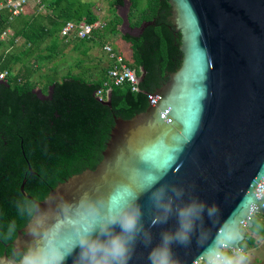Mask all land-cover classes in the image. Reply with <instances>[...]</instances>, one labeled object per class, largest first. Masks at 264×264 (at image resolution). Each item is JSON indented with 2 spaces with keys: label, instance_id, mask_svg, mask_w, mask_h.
<instances>
[{
  "label": "water",
  "instance_id": "95a60500",
  "mask_svg": "<svg viewBox=\"0 0 264 264\" xmlns=\"http://www.w3.org/2000/svg\"><path fill=\"white\" fill-rule=\"evenodd\" d=\"M167 1L180 36V66L148 95L145 112L129 120L114 118L94 170L58 183L42 201L25 191L23 179L21 195L45 211L30 218L10 244L20 258L4 253L0 264H20L35 229L55 217L62 201L75 202L84 194L105 202L140 194L146 228L153 214L148 190L162 184L183 188L185 202L196 197L216 205L217 213L204 216L189 246L173 245L177 264H195L218 232L223 235L242 223L251 228L252 211L264 216V0ZM123 9L122 35L139 37L154 23L131 27L129 5ZM143 78L144 71L138 81ZM103 102L111 106L109 92ZM176 226L173 214L166 224L151 228L152 244L138 243L129 264H150L148 253L160 242V233ZM244 239L242 234L234 247ZM66 264H72V257Z\"/></svg>",
  "mask_w": 264,
  "mask_h": 264
},
{
  "label": "trees",
  "instance_id": "16d2710c",
  "mask_svg": "<svg viewBox=\"0 0 264 264\" xmlns=\"http://www.w3.org/2000/svg\"><path fill=\"white\" fill-rule=\"evenodd\" d=\"M110 4L114 15L104 31L119 34L122 19L116 9L127 5L131 27L154 22L139 37L121 35L132 51L130 68L138 77L144 71V78L139 82V92H132L127 84L111 86V106L96 96L98 90L107 88L104 86L107 69L97 80L67 74L61 81L50 80L52 75H45L46 80L41 76L43 81L35 82L28 67H24L25 72L14 74L13 59L3 60L0 56V72H7L6 81H0V257L6 253L15 260L20 258L10 244L30 220L19 211V206L27 200L19 191L23 179H26L25 191L36 201H42L58 183L86 169L94 170L102 160L115 126L114 118L129 120L145 112L149 106L147 94L156 93L168 81V75L180 66V36L175 33L167 0H110ZM93 6L71 3L59 15L53 36L68 21L96 22ZM9 26L6 19H0V36ZM33 34L28 29L25 35L31 44L24 54L27 60L37 40L42 38ZM56 46L52 44L53 49ZM37 86H40L38 92ZM13 224L15 231L10 234L8 228ZM252 224L251 232L264 237L262 223L253 220ZM244 242L254 243L246 235Z\"/></svg>",
  "mask_w": 264,
  "mask_h": 264
},
{
  "label": "clouds",
  "instance_id": "9594fccd",
  "mask_svg": "<svg viewBox=\"0 0 264 264\" xmlns=\"http://www.w3.org/2000/svg\"><path fill=\"white\" fill-rule=\"evenodd\" d=\"M148 191L153 211L148 228L140 194L134 199L112 202L96 200L88 194L75 202L62 201L55 217L35 229L20 264H66L69 257L72 264H129L138 243L145 247L152 244L150 229L166 224L173 214L177 220L175 230L162 231L160 242L151 248L147 258L150 264H177L173 245L189 246L202 229L204 216L212 218L218 209L196 197L185 202V190L176 186L162 184ZM19 211L34 218L45 210L38 202L25 200ZM14 231V224L9 225L8 232ZM241 237V226L223 235L218 232L217 239L204 248L195 264H248L245 249L234 247Z\"/></svg>",
  "mask_w": 264,
  "mask_h": 264
},
{
  "label": "crops",
  "instance_id": "0c3cea01",
  "mask_svg": "<svg viewBox=\"0 0 264 264\" xmlns=\"http://www.w3.org/2000/svg\"><path fill=\"white\" fill-rule=\"evenodd\" d=\"M89 1L90 0H32L26 6L24 12L10 23V26L8 27L10 33L8 34L6 39L3 41L1 40V42L3 43L2 45H0V56L2 57V59L6 60L9 59L8 57H11L13 59V63L11 64V66L13 67L18 63V69L16 71L13 70V73L16 74L18 72H25L24 66H26L30 69V75H34V72L38 69V65H33L34 63L31 62V64L30 62H28V60L34 58V55L35 57L37 56V58L39 57L38 52L36 53V51L42 50V45L46 40L49 41L50 46L48 47V49L51 52H55V50L57 49H61L59 52H62L64 48H75L74 50H78L79 47H83V49L81 50V54L85 56L86 54L91 53L93 50L95 52L97 51V53L99 54L98 56L102 59L103 65L107 64L106 69L109 67L110 62L106 54L102 50V45L104 43L111 45L112 48L118 53H120L122 49H129L130 58L126 59H129L130 61L132 57V51L130 50V45L122 39V34L120 31L119 34H112L109 31H96L93 35V38L90 40H78L74 38L66 40L62 39L59 34L57 36H53L55 35L54 33H56V22H60L59 15L63 13L66 8L70 7L71 3L73 2H75L76 4L77 2L92 3L94 5L92 8V12L97 17V22H105L102 19L103 10H99L97 8V3ZM118 15L121 16V14ZM28 29H31L35 37V34H37L42 38L40 40H37L38 42L35 45L34 52L27 60L24 54L31 45L30 43H27L25 36ZM47 33L51 35H46ZM54 43L57 46L53 49L52 44ZM114 44L117 45V48H115ZM94 45L95 47H97V49L95 47H92ZM83 74L84 73L74 75L83 76ZM98 78L91 80H97ZM253 220L262 223V228H264V217L256 216ZM242 234L244 236H249L254 241V243L251 245L245 242H242L243 244L241 243V247H243L248 254L252 252V250H254L252 248L255 247V244L258 246V248H260L261 245H264V237L252 233L251 230L245 231L244 233L242 232ZM259 257L264 264V251L262 252V254H259Z\"/></svg>",
  "mask_w": 264,
  "mask_h": 264
},
{
  "label": "rangeland",
  "instance_id": "374dc122",
  "mask_svg": "<svg viewBox=\"0 0 264 264\" xmlns=\"http://www.w3.org/2000/svg\"><path fill=\"white\" fill-rule=\"evenodd\" d=\"M89 2L97 3V8L99 10H103L102 19L105 21V23L113 18L114 13L112 12L110 0H90ZM125 11V9H117L116 13L123 16L125 14ZM114 45L115 48H117V45ZM49 46V41L46 40L42 45V50L36 51V53L38 52V55L41 58H37V56L35 57L34 55V58L28 60V62L34 63L33 65H38V69L34 72V75H30V78L35 82L46 80L45 78L48 77L44 78L43 76L45 75H52L53 78H49L50 80L61 81V78L66 76L67 74L74 75L81 73H84L83 76L87 79H95L98 78L101 72L107 67V64L103 65L102 59L98 56L99 54L97 53V51L95 52L93 50L91 53H88L84 56L81 54V50L83 49V47H79L78 50H74L75 48H64L62 52H59L61 49H57L55 50V52H51L48 49ZM92 47H95V45ZM95 48L97 49V47ZM120 53L125 58H130L129 49H122ZM127 60L129 61V59ZM17 64L16 66L14 65V67L12 66V70L16 71L18 69L17 67L19 66ZM41 76L43 77V80L41 79ZM35 90L38 92L40 90V86H37ZM256 216L264 217L259 214H256ZM241 230L243 233L245 232L244 227H241ZM252 249L254 250H252V252L248 254V263L263 264L259 257V254H262V252L264 251V245H261L260 248H258V246L255 244V247Z\"/></svg>",
  "mask_w": 264,
  "mask_h": 264
},
{
  "label": "built area",
  "instance_id": "2783aa9c",
  "mask_svg": "<svg viewBox=\"0 0 264 264\" xmlns=\"http://www.w3.org/2000/svg\"><path fill=\"white\" fill-rule=\"evenodd\" d=\"M32 0H0V19H6L8 23H11L15 18L21 15L26 6ZM107 23L96 21L92 24L87 23L85 19L80 22L68 21L60 30L59 36L62 39H78V40H90L96 31H104ZM9 28H7L0 36V40H5L9 34ZM102 50L106 54L110 65L107 68V81L104 86L105 90L100 89L97 91L96 96L99 101H106L107 93L110 91L111 86H122L127 84L132 92H139V81L135 71L130 68L129 61L120 53L116 52L111 45L104 43ZM7 72H0V81H6ZM147 94V100H149ZM149 104V103H148ZM260 193L264 197V185L260 188ZM256 212L252 211L248 214V218L253 221L256 216ZM251 217V218H250ZM245 231L250 230L245 223L241 224ZM245 237V236H244ZM231 251V250H230Z\"/></svg>",
  "mask_w": 264,
  "mask_h": 264
}]
</instances>
